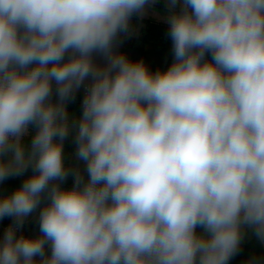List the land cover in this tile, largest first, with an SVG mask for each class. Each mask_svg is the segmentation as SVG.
I'll return each mask as SVG.
<instances>
[{
	"label": "clouds",
	"instance_id": "obj_1",
	"mask_svg": "<svg viewBox=\"0 0 264 264\" xmlns=\"http://www.w3.org/2000/svg\"><path fill=\"white\" fill-rule=\"evenodd\" d=\"M154 3L0 0V183L32 172L0 195V264H229L247 231L264 243V0H166L153 72L115 47Z\"/></svg>",
	"mask_w": 264,
	"mask_h": 264
},
{
	"label": "trees",
	"instance_id": "obj_2",
	"mask_svg": "<svg viewBox=\"0 0 264 264\" xmlns=\"http://www.w3.org/2000/svg\"><path fill=\"white\" fill-rule=\"evenodd\" d=\"M158 1L160 4H163L166 0ZM168 31V24L144 20L142 21L140 27L137 29V33L132 38V41H130V43L128 42V46L131 50L135 51L144 62L146 61V55L144 54L143 46L149 44L155 45L159 49V52L162 54V56H164V60L166 61L161 70H166L173 61L172 41L167 35ZM149 70L153 72L155 71V69L153 70L151 68H149ZM81 99V93L77 92L75 100L69 102L67 105L69 114L73 113L74 115L79 117L82 112ZM32 127L33 126L30 125V128ZM28 139H30V137H28ZM64 154L66 165L72 167L78 166L81 171H83L84 168L79 166V162L75 158V145L71 137H69L65 141ZM31 174V169H29L28 172H26L23 176L10 177L3 183H0V195H6L12 192L15 188L19 187L23 183L24 179L27 176ZM72 184L73 177L69 176V178L62 184V187L71 188ZM11 223V218L5 217L0 220V228L2 230H5ZM23 229L34 232L33 236L39 234L37 214L34 213L26 220ZM198 231H200V229H198ZM23 234L30 235L26 233ZM252 258H260L264 260V243L259 241L249 230L245 235L244 242L241 244L239 253L229 261V264H249V261Z\"/></svg>",
	"mask_w": 264,
	"mask_h": 264
},
{
	"label": "rangeland",
	"instance_id": "obj_3",
	"mask_svg": "<svg viewBox=\"0 0 264 264\" xmlns=\"http://www.w3.org/2000/svg\"><path fill=\"white\" fill-rule=\"evenodd\" d=\"M166 16H167L166 1L163 4H160L158 0H155V3L152 6H150L149 8H147L142 15H134L131 18L130 28H129L128 33L121 34L118 37V39L123 41V42H129L130 43V41H132V38L136 35L137 29L140 27L142 21L148 20V21H152V22L167 24L166 23ZM143 50H144V54L146 55V59H145L146 61H144V63L148 66V68H151L153 70L155 69V71L157 69L161 70L163 68V66L165 65L166 61L164 60V56H162V54L159 52V49L155 45L149 44L146 46L144 45ZM128 58L131 59V57H128ZM69 115L71 117L74 114L72 113ZM27 139L28 138H26V140ZM78 162H79V166L84 168L83 161H78ZM22 231H23V233H26V234H30V235L34 234V232L29 231V230L23 229ZM3 232H4V230H2L0 228V236H2ZM244 240H245V237H244L242 243L244 242Z\"/></svg>",
	"mask_w": 264,
	"mask_h": 264
},
{
	"label": "crops",
	"instance_id": "obj_4",
	"mask_svg": "<svg viewBox=\"0 0 264 264\" xmlns=\"http://www.w3.org/2000/svg\"><path fill=\"white\" fill-rule=\"evenodd\" d=\"M128 44H129L128 42H123V41L118 39L117 45L115 47V51L123 53L127 57H131V59L133 61L141 60L140 56L135 51L131 50L129 48ZM95 59H96V62L99 63V64H103L104 63V60H103L102 57L97 56Z\"/></svg>",
	"mask_w": 264,
	"mask_h": 264
},
{
	"label": "built area",
	"instance_id": "obj_5",
	"mask_svg": "<svg viewBox=\"0 0 264 264\" xmlns=\"http://www.w3.org/2000/svg\"><path fill=\"white\" fill-rule=\"evenodd\" d=\"M79 92L81 93L82 99H83V96H84V88L82 87ZM82 99H81V107H82Z\"/></svg>",
	"mask_w": 264,
	"mask_h": 264
}]
</instances>
